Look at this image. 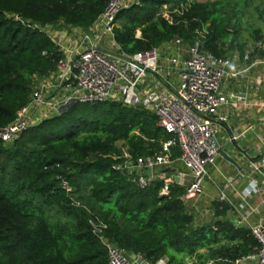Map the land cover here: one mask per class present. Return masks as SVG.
<instances>
[{"label": "trees", "instance_id": "1", "mask_svg": "<svg viewBox=\"0 0 264 264\" xmlns=\"http://www.w3.org/2000/svg\"><path fill=\"white\" fill-rule=\"evenodd\" d=\"M234 1L144 0L120 12L116 41L133 55L176 38L189 45L193 31L204 26L207 51L218 57L244 53L249 45L230 28ZM107 5V0H0V129L29 103L35 78L51 75L62 58L45 34L27 25L88 31ZM165 6L173 23L161 16ZM253 40L264 43V22ZM157 122L144 108L75 104L11 143L0 141V264H109L91 221L107 226L110 244L148 264L162 258L167 264H235L256 253L257 241L231 222L226 205L214 203L212 222L197 224L182 200V185L173 184L161 196L163 182L140 190L114 171L121 148L134 157L161 151L172 137Z\"/></svg>", "mask_w": 264, "mask_h": 264}, {"label": "built area", "instance_id": "2", "mask_svg": "<svg viewBox=\"0 0 264 264\" xmlns=\"http://www.w3.org/2000/svg\"><path fill=\"white\" fill-rule=\"evenodd\" d=\"M107 1L104 14L88 31L27 25L45 34L62 58L51 75L35 78L29 103L0 129V141L11 143L75 104L144 108L172 138L148 156L134 157L121 148L114 171L140 190L163 182L161 196L169 195L173 184L182 185L188 205L202 198L209 184L214 202L226 205L236 227L249 230L258 244L256 253L235 264H264V43L218 57L206 50L209 32L202 26L193 31L189 45L176 38L127 55L116 41L117 18L144 0ZM171 15L163 7L161 16L173 23ZM64 188L70 191L66 184ZM90 224L109 264L142 259L110 244L104 223ZM167 263L162 258L156 264Z\"/></svg>", "mask_w": 264, "mask_h": 264}, {"label": "rangeland", "instance_id": "3", "mask_svg": "<svg viewBox=\"0 0 264 264\" xmlns=\"http://www.w3.org/2000/svg\"><path fill=\"white\" fill-rule=\"evenodd\" d=\"M224 7L228 14H232L226 3ZM233 7L237 12L230 22V28L236 31L235 37L240 43L253 48L257 44L253 40L254 34L262 28L264 22V0H235ZM188 264H191V261Z\"/></svg>", "mask_w": 264, "mask_h": 264}, {"label": "crops", "instance_id": "4", "mask_svg": "<svg viewBox=\"0 0 264 264\" xmlns=\"http://www.w3.org/2000/svg\"><path fill=\"white\" fill-rule=\"evenodd\" d=\"M235 171H231V175ZM211 176L218 177V173L214 169H210ZM182 183V182H180ZM214 198H215V191L214 189L208 184L206 187V194L200 198L198 201L192 202L189 206L191 209V212L194 214L195 219H198L197 224H210L212 222L213 218V205H214ZM200 215L204 216V218L200 219ZM212 217V218H211ZM229 219L234 224L230 214ZM236 226V225H235Z\"/></svg>", "mask_w": 264, "mask_h": 264}, {"label": "water", "instance_id": "5", "mask_svg": "<svg viewBox=\"0 0 264 264\" xmlns=\"http://www.w3.org/2000/svg\"><path fill=\"white\" fill-rule=\"evenodd\" d=\"M234 225H236V223H234ZM133 258L135 259L136 256H133ZM137 263L138 264H147V262L143 261L142 259L137 260Z\"/></svg>", "mask_w": 264, "mask_h": 264}]
</instances>
